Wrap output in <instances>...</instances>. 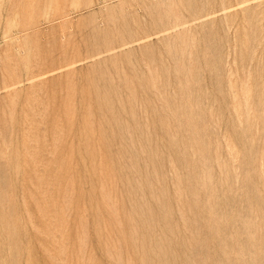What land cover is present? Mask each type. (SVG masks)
Returning a JSON list of instances; mask_svg holds the SVG:
<instances>
[{"label":"rangeland","instance_id":"374dc122","mask_svg":"<svg viewBox=\"0 0 264 264\" xmlns=\"http://www.w3.org/2000/svg\"><path fill=\"white\" fill-rule=\"evenodd\" d=\"M0 264H264V0H0Z\"/></svg>","mask_w":264,"mask_h":264}]
</instances>
